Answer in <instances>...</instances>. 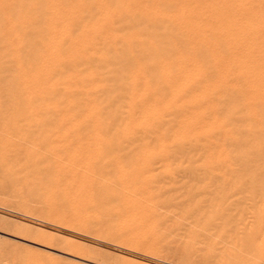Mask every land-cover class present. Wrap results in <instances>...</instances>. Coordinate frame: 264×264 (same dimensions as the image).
Masks as SVG:
<instances>
[{
	"label": "rangeland",
	"instance_id": "1",
	"mask_svg": "<svg viewBox=\"0 0 264 264\" xmlns=\"http://www.w3.org/2000/svg\"><path fill=\"white\" fill-rule=\"evenodd\" d=\"M48 1L57 0H0L2 10H0L2 37V39L0 37V264H264V245L259 251L254 248L259 244V238L264 233L247 232V229L255 223L258 213L264 210V121L261 117L262 120L258 119L259 122L256 123L257 119L247 112L251 111V108L248 110L250 107L248 99L243 94H246L249 83L240 75L239 66L229 63L223 64V67L220 64V59L227 56V51H224V39L215 42L213 38L215 36L209 35V31H204L206 34L202 37L198 35L200 29L194 27L191 31L192 35L185 42V50L196 53L205 68H210L209 75L212 79L200 75L202 81H198L195 89L199 103L197 101V105L195 104L191 109L193 113L190 110L187 115H199L201 120L200 123L193 121L186 125L185 135L182 138L180 132L169 133L165 128L166 125L161 118L164 113L163 105L161 113L159 112L160 119L148 118L141 121L140 117L133 116L124 125L122 121L130 116L129 111L141 106L142 102H137V98L146 94L144 88L146 83L129 86L127 82H130V79L127 76L119 85L112 84L117 80L122 81L126 68L130 66L136 68L140 66L147 72V78H154L150 76L155 74V67L146 60L149 49L141 51V46L145 45L142 43L145 42L141 44L134 42L139 30L152 34L156 32L155 27L146 25L160 20L159 14L153 15V11L150 13L146 10L149 0H129L126 5L136 13L127 10L124 12L122 5L117 4L118 0H110L109 10L114 13L113 25L130 23V26L125 25L124 31H121L122 40L112 35L110 37L103 29L89 30L87 25L89 19L82 24L75 21L83 15L88 18L87 14L90 11H97V8L91 7V1L58 0L59 8L68 4L74 9L70 17L72 26L68 32L59 26L61 21L58 13L61 16L62 12L57 8L58 5L51 13L45 10L47 7L45 2ZM211 1L213 0L208 3L206 0L200 2L205 14L209 13L207 6ZM35 5L40 8H36ZM255 7L263 18L264 0L256 1ZM237 10L239 8L231 7L228 12ZM47 12L54 16L51 24L48 25L43 19L48 15ZM9 16L14 21V27L19 29L22 28L19 26L22 17L26 20L27 26L23 27L29 31L30 36L21 55L13 48L16 33L9 28V22L5 20V17L8 20ZM35 18L40 19L38 24L34 22ZM260 23L264 24V21ZM53 34L62 38L59 51H55V46L50 43ZM124 38L133 43L128 45L127 41L126 43L123 41ZM163 38L160 35L154 36V40L160 44L159 50L169 51L171 46L162 43ZM197 38L201 42H196ZM76 40L78 42L75 44ZM206 43L209 46H206ZM113 48L116 50L114 51ZM208 50L217 52L218 58H210L211 54ZM49 51L47 66L51 71H47L46 76L54 82V86L46 90L53 88L54 91H60L65 86L69 93L52 94L45 99H39L35 94L42 83L36 82L31 74L35 68L43 66L40 54ZM260 59L258 62H261ZM27 66H29V74L23 73L25 71L23 67ZM219 68L222 71H218ZM22 73L23 76L29 75V80L33 85L35 84L32 88V91L34 90L32 99L27 101L28 103L23 95L26 88L19 79ZM81 75L94 77L98 82L97 88L87 92L90 79L87 80V77ZM211 82L212 87H209ZM161 83L163 80L159 81V84ZM159 84L151 96L161 102L166 93ZM220 84L224 87L222 85L220 87ZM101 87L105 88L101 90ZM234 87L242 91L238 93L239 91L237 92ZM206 89L210 93L206 92ZM131 92L135 95L123 104L122 94ZM207 94L215 101L204 97ZM69 96L76 97L78 103L74 100L70 101ZM90 98L99 101V107L91 109L92 111L83 107ZM187 98L185 96V103ZM53 101L57 103L55 111L46 107L53 105ZM213 105L218 107L220 114L216 111L217 114H212ZM244 105H247V108ZM255 108L259 111V117H264L262 106L260 105L261 109L258 105ZM248 116H251L250 119ZM219 118L222 126L224 125L223 127L229 131L222 126L219 127L221 125ZM225 119H230V122ZM60 120L64 123L57 126ZM213 121L219 122V125L213 126ZM262 121L263 123H260ZM255 124L261 126V132H258L259 127ZM95 132L99 134L95 135ZM155 133L162 136L163 140L155 141ZM133 134L137 139L131 137ZM124 135L125 137H122ZM178 140H184V146H175L174 143ZM142 141L146 149L144 152L137 147L134 148ZM202 142L207 145L205 148L207 151L198 145ZM9 144L11 148L7 146ZM149 149H156L157 152L149 153ZM134 163L139 165V170H133L131 164ZM141 163L147 165L140 167ZM122 175H134L138 184L135 191H130L121 184ZM72 184L75 185L71 187ZM83 184L90 186L91 191L88 194L81 192L83 188L81 189L80 186ZM131 192L133 193L129 199L123 198ZM72 197L76 200L84 199L86 202L92 200V203H88L89 212L83 215L81 225L74 222L67 227H60L57 222L60 214V218L75 217L74 208L71 210L75 203L69 204ZM47 205L49 207H46ZM225 209L236 213L234 222H237V229L234 228L232 233H223L224 228L229 227L224 220L226 213L222 215ZM118 211L129 221L141 218L146 229L145 234L156 239L160 246L150 249L146 246L136 248L128 241L115 240L113 236L120 234L114 226L117 223L115 219L121 217L116 213ZM131 224H134V228L124 233L140 234L138 225L135 222ZM239 226L242 229L238 230ZM124 233L121 234L125 235ZM223 236H228L229 240H221ZM250 239H253L254 247L249 251L236 248V243L240 245L239 247H243ZM125 258L129 259V263L125 262L128 261Z\"/></svg>",
	"mask_w": 264,
	"mask_h": 264
},
{
	"label": "bare ground",
	"instance_id": "2",
	"mask_svg": "<svg viewBox=\"0 0 264 264\" xmlns=\"http://www.w3.org/2000/svg\"><path fill=\"white\" fill-rule=\"evenodd\" d=\"M41 1V0H40ZM85 1H91L90 4L92 5L91 7H95V9L97 8V11H90L88 15V18H86V15L81 16L80 18L78 17L75 21L77 23H85V21H87V25H89V30H100L103 29L104 31L106 30L107 35H109L111 37L115 36L116 38L119 39H123L121 35V31H124L123 29L127 26H130V23H126L123 25H119L120 26H114L113 25V18H114V13L109 10V3L110 0H85ZM129 0H118L117 4L122 5V10L125 12L126 10L134 13L135 11L130 9L129 6H127V2ZM203 0H149L147 1L146 4V10L149 11L151 13V11H153V15L154 14H159L158 17L160 16V20L156 21V22H152V23H147V27H149L150 25L152 27H155L154 29L156 30V32H154V34L156 36H163V42L165 44H170L171 48L170 50H166V51H160L159 50V43H157V41L154 40V34H152V32H145L143 30H139L136 34V37L134 39V42L136 43H142L145 44L143 46H141L142 48L141 51H146V49H149V52L147 53L146 56V60L147 62H149L151 64L152 67H155V74H153V76L150 77H154L152 79L147 78V72L145 70H143L142 67H127L125 70V73L123 75V79L122 81H116V83H112L113 86H117L119 85V83L123 82V80L126 79L127 76L128 79H130V82L128 81L127 84L129 86H136V85H142L144 82L146 83V85H144L145 89H146V94H142L140 98H137V102H142L141 106L136 109V110H130L129 114L130 116L128 118H125L122 123L125 125L129 122L130 118H133V116H138L141 118V121L145 120V119H160V113H161V108L162 105L164 106V113L162 114V120H163V124L166 125L165 128H167V131H169V133L171 131H173L175 134L176 133H181L180 136H182V138H184L183 136L185 135V126L188 125L189 123L196 121L198 122L199 120H201V116H192V115H187L189 113V111L193 108V106L196 104V102L198 101V95H196V87L198 86V81L201 80L200 75H202L203 77L205 76L206 78H209V72H211L209 69L210 68H205L203 61H201V59L199 58V56H197L196 53H193L192 51H186L185 50V42L188 41L189 37L192 35L191 31L193 30V28L195 27L196 29H200V33L198 35H202V37H204V35L206 33H204V31H209V35L215 36L213 38L215 42H219V39H224V43H225V48L224 51H227V56H225L224 58L220 59V64H222V66L224 67V65L229 64V63H233L238 65L239 68L241 69V73L240 75L242 77H244L246 79V81L249 83L247 86V91H245L246 94H243L244 97H247L248 99V104H249V109L251 108V111H247L248 113H251L250 115L253 116V118L257 119L255 122L258 123L260 119V121L263 118L264 121V117L260 116L259 117V111L257 108V105L260 108V105L262 106V109L264 110V24H261L260 22L264 21V17L262 18L261 15H259L256 11V1L258 2V0H213L209 3V5L207 6L209 9V13H204L202 11V7L203 5L200 3ZM210 1V0H209ZM209 1L206 0V3H208ZM61 2V1H60ZM236 2V3H235ZM32 3V1H31ZM51 3V5H50ZM203 3V2H202ZM45 4H47V7H45V10H49L50 13L51 11H54V8L58 7L59 8V1H48L47 3L45 2ZM63 4V3H62ZM1 5V3H0ZM15 5V4H14ZM34 5V4H32ZM62 5L61 8H59V11L61 10V16L60 13H58L59 15V20L61 21V24H59V26H62L63 30L65 32H68L71 28V20L70 17L71 14L74 13V9L66 4ZM30 6V5H29ZM36 8H40L37 7L38 5H35ZM10 7V6H9ZM33 7V6H32ZM231 7H235V8H239V10L237 11H233V12H228V9ZM88 8V6H87ZM121 8V7H120ZM127 8V9H126ZM29 9V8H28ZM1 10V9H0ZM3 10H5L3 8ZM2 11V10H1ZM48 11V12H49ZM126 11V12H127ZM205 11V10H204ZM6 12V11H5ZM30 12V11H29ZM47 12V13H48ZM128 12V13H129ZM260 12V11H259ZM136 13V12H135ZM140 13V12H139ZM8 15V14H7ZM90 15V16H89ZM6 16V14H5ZM28 16V15H27ZM132 16V15H131ZM147 16V15H146ZM21 17V16H20ZM86 18V19H85ZM214 18V19H212ZM32 19V18H31ZM47 24H51V21L54 19V16L52 14H49L44 16L43 18ZM4 20V19H3ZM5 20L9 22L8 26L11 30H13L16 34L15 36V40H14V45L13 48L16 49L19 53V55H21V52L24 49V46L26 44V41L29 40V31L25 30V26L26 25V20L22 17V20L19 22V26L22 27L21 29L14 27L13 24V19H11V17H8V20L5 17ZM20 20V19H19ZM58 20V19H57ZM156 20V19H155ZM212 20H214V22L212 23ZM31 21V20H30ZM34 21V20H32ZM151 21H153L151 19ZM35 23H39L40 19L39 18H35ZM42 22V21H41ZM74 22V21H73ZM2 23V22H1ZM16 23V22H15ZM28 23H29V19H28ZM32 23V22H31ZM45 22H43L44 24ZM6 24V23H5ZM57 24V23H56ZM4 25V24H3ZM27 26V25H26ZM50 26V25H49ZM52 26V25H51ZM44 27V26H43ZM36 28V27H35ZM48 28V27H47ZM50 28V27H49ZM48 28V29H49ZM145 27H142V29ZM115 29V30H113ZM154 30V31H155ZM117 31V32H115ZM202 31V32H201ZM51 32V31H50ZM53 32V30H52ZM6 33V32H5ZM54 33V32H53ZM4 35V34H2ZM7 36V35H5ZM220 36V37H219ZM1 37V36H0ZM11 37V36H10ZM63 37V36H61ZM222 37V38H221ZM12 38V37H11ZM50 38V37H49ZM162 38V37H161ZM201 38V37H199ZM2 39V37H1ZM5 39V38H4ZM44 39V38H43ZM103 39V38H102ZM198 39V38H197ZM195 39V41L197 40ZM11 40V39H10ZM9 40V41H10ZM208 40V38H207ZM43 41V40H42ZM126 43V39L124 38L123 40ZM131 41V40H130ZM128 42V45H131V42ZM201 40L198 39L196 42H198ZM36 42V41H35ZM62 42V38H58L57 35L53 34L51 35V41L50 43H53V45L55 46V51L56 50H60L59 45H61ZM78 41H75V44ZM93 42V41H92ZM192 42V41H191ZM190 42V43H191ZM196 42H194L196 44ZM131 43V44H130ZM12 44V43H11ZM42 44H44V41L42 42ZM113 44V43H112ZM200 44V43H199ZM207 44V43H206ZM87 45H90V43H87ZM201 45V44H200ZM211 45V44H210ZM224 45V44H223ZM44 46V45H43ZM73 46V45H72ZM115 46V45H114ZM206 46H209V44H207ZM212 46V45H211ZM49 47V46H48ZM203 47V46H202ZM31 48V47H30ZM201 48V46L199 47V49ZM209 48V47H208ZM213 49V47H211ZM221 48V47H220ZM193 49V48H192ZM198 49V50H199ZM245 49V50H244ZM93 50V49H92ZM95 50V49H94ZM113 50L115 51L116 49L113 48ZM57 51V52H58ZM210 51V58H218L216 56V53L211 50ZM219 51V49H218ZM61 52V51H60ZM214 52V53H213ZM14 53V52H12ZM49 52H43L40 54V59L42 60V65L40 68L38 66V69L35 68V70L32 72L31 75H33V78L36 80V82H41V88L38 89L36 91V96L39 99H45L47 97L52 96V94L55 95H59V94H64L67 95L69 93L68 88H66L65 86H63L61 88V90H57L54 91L52 90L53 88H51V90H46L48 87H53L54 86V82L50 81L49 77L46 76V72L47 71H51V68H49L47 66L48 61H47V57L49 55ZM222 53V52H221ZM224 53V52H223ZM229 53V54H228ZM53 54V53H52ZM135 56V55H134ZM133 56V57H134ZM219 56V55H218ZM221 56V54H220ZM51 57V56H50ZM70 57V56H69ZM58 58V56H57ZM83 58V57H82ZM261 58V59H260ZM15 59V57H14ZM86 59V58H85ZM260 59L261 62H258ZM12 60V59H11ZM16 60V59H15ZM50 60V59H49ZM63 60V59H62ZM216 60V59H215ZM214 60V61H215ZM18 61V60H17ZM16 61V62H17ZM84 61V60H83ZM218 61V60H217ZM72 63V62H71ZM95 63V62H94ZM213 63V62H212ZM40 64V63H39ZM85 64V63H84ZM125 64V63H124ZM216 65H218V63H215ZM214 64V65H215ZM224 64V65H223ZM26 65V64H25ZM55 65V64H54ZM93 65V64H92ZM122 65V64H121ZM130 65V64H129ZM20 66V65H19ZM67 66V65H65ZM61 67V66H60ZM76 67V66H75ZM218 67V66H216ZM232 67V66H231ZM19 68V67H18ZM21 68V67H20ZM27 74L28 70H29V66L27 67H23ZM226 68V66H225ZM224 68V69H225ZM238 68V70H239ZM32 69V68H31ZM145 69V68H144ZM220 70L218 71H222L221 68H219ZM229 69V67H228ZM233 69V68H232ZM15 70V69H14ZM21 70V69H20ZM231 70V69H230ZM237 70V71H238ZM17 71V70H16ZM15 71V72H16ZM236 71V73H237ZM20 72V71H19ZM240 72V71H239ZM21 73V72H20ZM20 74L19 75V79H21L20 81L22 82L24 88L25 89V95L24 97H26V102L30 101L32 99V88L33 83L31 82V80H29L28 76L29 75H25L24 74ZM230 74V72H228ZM232 73V72H231ZM19 74V73H18ZM218 75H220L218 73ZM216 75V76H218ZM235 75V74H234ZM84 77H87V80L90 79V85L87 86L86 91L87 92H92L94 89L97 88L98 86V82L94 79V77H90L88 78V76L86 75H81ZM30 77V76H29ZM82 78V77H81ZM227 78V77H226ZM225 78V79H226ZM230 78V77H229ZM237 78V77H236ZM63 79V78H62ZM66 79V78H65ZM203 79V78H202ZM210 79H212L210 77ZM219 79V78H217ZM33 80V79H32ZM161 80H163V83L159 84V81L161 82ZM209 80V79H208ZM222 80V79H221ZM227 80V79H226ZM239 80V79H238ZM202 81V80H201ZM210 81V80H209ZM224 81V80H222ZM221 81V82H222ZM229 81V80H228ZM245 81V80H244ZM204 82V81H203ZM226 82V81H225ZM230 82V81H229ZM235 82V81H234ZM233 82V84H234ZM161 85L165 91V95L162 99L161 102L154 100L151 96V94H153L156 91V88H158V84ZM220 83V82H219ZM227 83V82H226ZM232 83V82H231ZM238 83V82H237ZM201 84V83H200ZM223 84V83H222ZM220 84V87L221 85ZM155 85V86H154ZM210 85V84H209ZM227 85V84H226ZM229 85V84H228ZM223 86V85H222ZM229 86H233V85H229ZM239 87V85H237ZM40 87V86H39ZM79 87V86H78ZM201 87V86H200ZM209 87H212V82L211 85ZM216 87L217 90L219 88L218 82L216 83ZM224 87V86H223ZM222 87V88H223ZM227 87V86H226ZM242 87V86H241ZM105 87H101L100 89H104ZM240 88V87H239ZM83 89V88H82ZM98 89V90H100ZM107 89V88H106ZM128 89V88H127ZM162 89V90H163ZM231 89V88H229ZM234 89H237V92L240 93V89H238L237 87H234ZM97 90V91H98ZM158 90V89H157ZM213 90V89H212ZM211 90V92H212ZM223 90V89H222ZM221 90V91H222ZM17 92V91H16ZM105 92V91H103ZM201 92V91H200ZM206 92L210 93L209 91ZM215 92V91H213ZM224 92V91H223ZM49 93V94H48ZM219 93H221L219 91ZM19 94V93H18ZM135 93H125L122 94L123 99L121 100L123 102V104H125V102L132 96H134ZM217 95V94H216ZM185 96L188 97L187 101L185 103ZM210 96V94H209ZM159 97V96H158ZM204 97H208L205 95ZM212 97V96H211ZM243 97V96H242ZM220 98V97H219ZM18 99V98H17ZM135 99V98H134ZM145 99V101L143 100ZM161 99V98H160ZM208 99H211L210 97H208ZM239 99V98H238ZM244 99V98H242ZM246 99V98H245ZM69 100L70 101H75V103H78L77 98L72 96H69ZM68 100V101H69ZM202 100V99H200ZM227 100V99H226ZM241 100V99H240ZM203 101V100H202ZM215 100H213L214 102ZM235 101V100H234ZM136 102V101H135ZM247 102V100H246ZM28 103V102H27ZM74 103V102H73ZM82 103V102H81ZM80 103V104H81ZM199 103V101L197 102ZM211 103V102H210ZM83 104V103H82ZM113 104V103H112ZM116 104V103H115ZM122 104V105H123ZM212 104V103H211ZM231 104V103H230ZM233 104V103H232ZM75 105V104H74ZM197 105V104H196ZM202 105V104H199ZM204 105V104H203ZM236 105V104H235ZM239 107V104H237ZM256 105V106H255ZM27 106V105H26ZM132 106V105H131ZM229 106V105H228ZM247 106V105H246ZM244 105V107H246ZM42 107V105H41ZM48 108H50V110H56L57 108V103L55 101H53V105L51 104V106H46ZM71 107V106H70ZM82 107V106H81ZM84 109H96L99 107V101L96 100L95 98H90L88 102L84 103L83 105ZM118 107V106H117ZM121 107V106H120ZM135 107V106H134ZM211 107V106H210ZM214 107V105H213ZM230 107V106H229ZM237 107V109H238ZM73 108V107H72ZM233 108V106L231 107V109ZM236 108V107H235ZM234 108V110H235ZM240 108V107H239ZM247 108V107H246ZM43 109V108H41ZM46 109V108H45ZM71 109V108H70ZM75 109V108H74ZM104 109V108H102ZM211 109V108H209ZM242 109V108H241ZM261 109V108H260ZM259 109V110H260ZM32 110V109H31ZM212 110V109H211ZM229 110V109H228ZM240 110V109H239ZM247 110V109H246ZM34 111H36L34 109ZM59 111V110H58ZM92 111V110H91ZM104 111V110H103ZM192 111V110H191ZM214 111V112H213ZM220 111L218 109V107H214V109L212 110V114L216 113V112ZM233 111V110H232ZM237 111V110H236ZM234 111V112H236ZM262 111V110H261ZM260 111V112H261ZM29 112V111H28ZM106 112V111H105ZM118 112V111H117ZM160 112V113H159ZM230 111H228V115ZM241 112V111H240ZM244 112V111H243ZM264 112V111H263ZM15 113V112H14ZM18 113V112H17ZM15 113V114H17ZM92 114H94L93 112H91ZM110 113V112H109ZM193 113V111H192ZM209 113V111L207 112ZM211 113V112H210ZM219 113V112H218ZM233 113V112H232ZM239 113V112H238ZM246 113V112H245ZM247 113V114H248ZM21 114V112H20ZM30 114V113H29ZM38 114V113H36ZM90 114V113H89ZM107 114V113H106ZM204 115V113H202ZM217 114V113H216ZM220 114V113H219ZM226 114V113H225ZM237 114V113H236ZM235 114V115H236ZM242 114V113H241ZM19 115V114H18ZM109 115V114H108ZM234 115V114H233ZM90 116V115H89ZM25 117V115H24ZM42 117V116H41ZM206 117V115H205ZM221 117V116H220ZM224 117V116H223ZM231 117V115H229V118ZM251 116H248V118ZM262 117V118H261ZM1 118V117H0ZM27 118V117H26ZM204 118V116H203ZM202 118V119H203ZM213 118V117H212ZM228 118V116L226 117ZM248 118H246L247 120H249ZM23 119V117H22ZM37 119V118H36ZM205 119V118H204ZM233 119V117L231 118V120ZM243 119V118H242ZM5 120V119H4ZM10 120V119H9ZM40 120V119H39ZM42 120V119H41ZM53 120V119H52ZM206 120V119H205ZM220 122V118L218 119ZM217 120V121H218ZM31 121V120H29ZM216 121V120H215ZM225 121H229L230 119ZM241 121V120H240ZM252 121V120H250ZM260 122V123H263ZM34 122V121H33ZM204 122V121H203ZM207 122V121H206ZM216 122L214 123L213 121V126H217L219 124V127L222 126V123L220 122ZM228 122V123H229ZM234 122V121H233ZM231 122V123H233ZM64 122H62V120H60L57 124V126L62 125ZM200 123V121H199ZM211 123V122H210ZM219 123V124H218ZM236 123V122H235ZM11 124V123H10ZM90 124V123H89ZM158 124V123H157ZM225 124V122H224ZM46 125V124H45ZM56 125V124H55ZM132 125V124H131ZM136 125V124H134ZM163 125V126H164ZM204 125H206L204 123ZM208 125V124H207ZM230 125V124H229ZM232 125V124H231ZM237 125V124H236ZM8 126V125H7ZM21 126V125H20ZM36 126V125H35ZM38 126V125H37ZM154 126V125H153ZM194 126V125H193ZM224 126V125H223ZM222 126V127H223ZM233 126V125H232ZM231 126V127H232ZM254 126V125H253ZM258 126V132H261V126L260 125H256ZM95 127V126H94ZM108 127V126H107ZM200 127V126H199ZM239 127V126H238ZM33 128V127H32ZM77 128V127H76ZM143 128V127H142ZM225 128V127H223ZM6 129V128H5ZM72 129V128H71ZM196 129V128H195ZM226 129V128H225ZM223 129V130H225ZM228 129H230V127L228 126ZM236 129V126H235ZM94 130V129H93ZM204 130V129H203ZM217 130V129H216ZM227 130V129H226ZM225 132L227 133V130ZM5 131V130H4ZM3 131V132H4ZM77 131V130H76ZM95 131V130H94ZM155 131V130H154ZM189 131V130H188ZM235 131V130H234ZM231 131V132H234ZM12 132V131H11ZM111 132V131H110ZM153 132V131H152ZM159 132V131H158ZM166 132V131H165ZM209 132V131H208ZM214 132H216L214 130ZM212 132V133H214ZM237 132V131H236ZM10 133V132H8ZM6 133V134H8ZM37 133V132H35ZM57 133V132H56ZM76 133V132H75ZM121 133V132H120ZM119 133V134H120ZM190 133V132H189ZM198 133V132H197ZM195 133V134H197ZM204 133V131H203ZM224 133V132H223ZM5 134V136H7ZM99 134V133H97ZM95 132V135H97ZM156 134V133H155ZM165 134V133H164ZM193 134V133H192ZM194 134V135H195ZM205 134V133H204ZM210 134V133H209ZM239 134V133H238ZM11 135V134H10ZM127 135V134H125ZM122 136V137H125ZM129 135V134H128ZM169 135V134H168ZM188 135V134H187ZM220 135V134H219ZM231 135V134H230ZM1 136V135H0ZM15 136V135H14ZM94 136V135H93ZM198 136V134H197ZM217 136V135H216ZM83 137V136H82ZM85 137V136H84ZM132 138L137 139V137H135V134H133L131 136ZM152 137V136H151ZM194 137V136H193ZM196 137V136H195ZM1 138V137H0ZM13 138V137H12ZM80 138V137H79ZM139 138V137H138ZM150 140V136L148 137ZM189 139V137H187ZM206 138V136H205ZM3 139V138H2ZM7 139V138H6ZM10 139V137H9ZM19 139V138H18ZM99 139V138H98ZM118 139V138H117ZM181 140V138H179ZM197 139V138H196ZM226 139V138H225ZM126 140V139H125ZM142 140V139H141ZM159 141V140H163L162 136L157 135L155 136V141ZM187 140V139H186ZM190 140V139H189ZM206 140V139H205ZM5 141V140H4ZM13 141V140H10ZM26 141V140H25ZM118 141V140H117ZM123 141V140H122ZM129 141V140H128ZM184 141V140H183ZM183 141H176L175 146H184V142ZM197 141V140H196ZM240 141V140H239ZM7 142V140H6ZM9 142V141H8ZM110 142V141H109ZM200 142V141H199ZM207 142V140H206ZM1 143V142H0ZM15 143V142H14ZM162 143V142H160ZM213 143V142H212ZM3 144V143H2ZM7 144V143H6ZM18 144V143H16ZM166 144V143H165ZM208 144V143H207ZM214 144V143H213ZM149 145V143H148ZM158 145V144H157ZM201 145V148H203V150L206 148V144L205 143H201L198 144ZM226 145V144H225ZM11 148V145H7ZM130 146V145H129ZM128 146V147H129ZM214 147L215 144L213 145ZM231 146V145H230ZM134 147V146H133ZM139 148L140 150L146 151L145 147H144V142H140L138 146H135L134 148L136 149ZM199 147V146H198ZM213 147V148H214ZM163 148V147H162ZM165 148V147H164ZM14 149V148H13ZM24 150L26 151V149L24 148ZM132 150V149H131ZM165 150V149H164ZM206 150V149H205ZM22 151V150H21ZM152 151H156V149L154 150H150L149 149V153ZM207 151V150H206ZM126 152V151H125ZM157 152V151H156ZM154 152V153H156ZM161 152V151H160ZM163 153H165V151L162 150ZM235 152V151H234ZM239 152V151H238ZM24 153V152H23ZM167 153V152H166ZM176 154V153H175ZM247 154V153H246ZM162 155V154H161ZM90 156V155H89ZM164 156V155H163ZM212 156V155H210ZM228 156V155H227ZM213 158V157H212ZM221 158V157H220ZM61 159V157H60ZM64 160V158H62ZM138 159V158H136ZM93 160V159H92ZM118 160V159H117ZM150 160V159H149ZM213 160V159H212ZM241 160V159H240ZM66 161V160H65ZM68 161V160H67ZM157 161V160H156ZM219 161V160H218ZM69 162V161H68ZM72 163V162H70ZM233 163V161H232ZM236 163V161H235ZM239 163V162H238ZM246 163V162H245ZM6 165V164H5ZM75 165V164H74ZM77 165V164H76ZM146 163H141L140 167H144L146 166ZM133 170H137L139 168V165H137L136 163L131 164ZM4 167V166H3ZM79 167V165L77 166ZM235 167V166H234ZM85 168V167H83ZM94 168V166H93ZM86 169V168H85ZM84 169V170H85ZM232 169V167H231ZM79 170V169H78ZM139 170V169H138ZM91 171V170H90ZM234 172V171H233ZM249 173V172H248ZM127 175V174H126ZM39 176V175H38ZM43 176V174H42ZM252 177V176H251ZM254 177V176H253ZM38 178V177H37ZM87 178V177H86ZM121 181H122V185L124 187H126L128 190H136L135 188L138 186V184L136 183V178L133 176H125L122 175L121 176ZM253 180V179H252ZM9 181V180H8ZM34 182V181H33ZM59 182V181H58ZM89 182V181H88ZM36 183V182H35ZM75 183V182H74ZM90 183V182H89ZM56 184V183H55ZM258 184V183H257ZM75 184H72V186H74ZM63 186V185H62ZM11 187V186H10ZM54 188H57L56 185H53ZM81 187V192L83 194H88L89 191H91L90 186L88 184H83ZM60 188V187H58ZM64 188V187H63ZM62 189V188H60ZM65 190V189H64ZM64 192V191H63ZM74 192V191H73ZM133 192H131L129 195H125L123 196V198H130V195ZM238 193V192H237ZM4 194V193H3ZM66 194V193H65ZM64 194V195H65ZM73 194V193H72ZM256 194V193H255ZM233 195V192H232ZM248 196V195H247ZM75 197V196H74ZM229 197V196H228ZM261 197V196H260ZM66 198V197H65ZM68 198V197H67ZM223 198V197H222ZM236 198V197H235ZM261 199V198H260ZM213 201V200H212ZM20 202V201H19ZM21 203V202H20ZM47 203V202H46ZM75 203V206L71 207L73 209V213L75 217H71V218H58L57 222L60 224V227H67L70 224H74V222L79 223L80 225L83 223V215L88 214V203H92V200L89 201H84V199H75V198H71L70 203L72 204ZM87 203V204H85ZM212 203V202H211ZM25 204V203H24ZM233 205V204H232ZM201 206V205H200ZM220 206V204H219ZM218 206V207H219ZM46 207H49L48 205ZM55 207V206H54ZM53 207V208H54ZM90 207V206H89ZM203 207V206H202ZM51 208V207H50ZM222 208V207H221ZM224 208V207H223ZM246 209V207L244 208ZM50 210V209H49ZM48 210V211H49ZM54 210V209H53ZM52 210V212H53ZM56 210V209H55ZM54 210V211H55ZM62 210V209H61ZM60 211V210H59ZM244 211V210H243ZM62 212V211H61ZM67 212V211H66ZM55 213V212H54ZM117 214L120 215V211L116 212ZM226 213V217H224V220L226 221L227 225H229V227L224 228L223 233H232V231L234 230V228L237 229V225L234 222V219L236 217V213L232 212V210L230 209H225V211L222 212V215H225ZM247 214V213H246ZM254 214V213H253ZM252 214V215H253ZM53 215V214H52ZM57 215V214H55ZM63 215V214H62ZM206 215V214H205ZM66 216V215H65ZM77 216V217H76ZM81 217V219L79 217ZM121 216V215H120ZM212 216V215H211ZM221 216V215H219ZM247 216V215H245ZM249 216V215H248ZM22 217V216H21ZM57 217V216H56ZM93 218V217H92ZM240 218V217H239ZM24 219V218H23ZM29 219V218H28ZM79 219V220H78ZM91 219V218H90ZM241 219V218H240ZM244 219V218H243ZM117 223H115V230L120 233L118 235H114L113 238L115 240H119V241H128L130 243H132L136 248H139V246H146L147 248H155L156 246L159 247V243H157V240L154 238H150V236H148L146 233V229L144 228V222L142 221V219H133L131 221H129L127 218H125L124 216H121L117 219H115ZM217 220V219H216ZM247 221V219H246ZM138 225V227L140 228V231L138 233L140 234H133V235H127L124 232L126 230H131V228H134V223ZM239 223H241L240 221H238ZM249 222V221H248ZM235 223V225H234ZM243 223V222H242ZM220 222L217 223V225H219ZM5 225V224H4ZM247 225V222H246ZM243 226V225H242ZM50 227V226H49ZM125 227H127L128 229H126ZM240 227V226H239ZM199 228V227H198ZM56 229V228H55ZM178 229V228H176ZM242 229L241 227L238 228ZM7 230V229H6ZM248 233H264V210L260 211L256 217V221L255 223L250 226L247 229ZM127 232V231H126ZM131 232V231H129ZM121 233H124L125 235H122ZM132 233V232H131ZM21 237V236H20ZM229 237L228 236H223L221 238V240L224 241H228ZM260 241L259 244L257 245V247H254V243H253V239L247 240V242L245 243V245H243V247H239L240 245H238V243H236V248H243L246 251H249L250 249H252L253 247L255 249H257L258 251L263 247L264 245V235L260 236ZM91 240V239H90ZM232 240V239H231ZM72 241V240H71ZM72 244V242H71ZM215 245V244H214ZM232 245V244H230ZM176 246V245H175ZM71 247V245H70ZM83 247V246H82ZM86 248V247H85ZM230 248V247H229ZM72 249V248H71ZM214 249V248H213ZM217 250V249H215ZM242 250V249H241ZM80 251V250H79ZM56 253V252H55ZM85 253V252H84ZM247 253V252H246ZM132 254V253H131ZM172 255V254H171ZM165 256V255H164ZM84 257V256H83ZM78 258V257H77ZM166 258V257H165ZM126 259V258H125ZM125 259H123L125 261ZM172 259V258H171ZM129 263V259H126ZM175 260V259H174ZM163 261V260H162ZM123 262V261H122ZM132 262V261H131ZM134 263V262H133ZM131 264V263H130ZM135 264V263H134ZM172 264V263H171Z\"/></svg>",
	"mask_w": 264,
	"mask_h": 264
}]
</instances>
